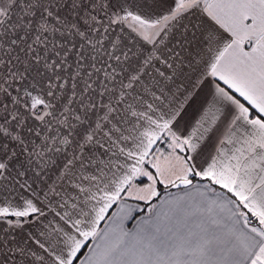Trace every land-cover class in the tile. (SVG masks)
<instances>
[{"label": "snow or ice", "instance_id": "6c2138e0", "mask_svg": "<svg viewBox=\"0 0 264 264\" xmlns=\"http://www.w3.org/2000/svg\"><path fill=\"white\" fill-rule=\"evenodd\" d=\"M0 264H264V0H0Z\"/></svg>", "mask_w": 264, "mask_h": 264}]
</instances>
